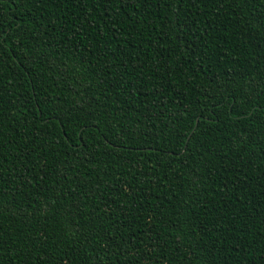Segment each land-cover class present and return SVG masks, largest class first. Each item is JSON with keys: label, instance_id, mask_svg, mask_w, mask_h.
<instances>
[{"label": "trees", "instance_id": "1", "mask_svg": "<svg viewBox=\"0 0 264 264\" xmlns=\"http://www.w3.org/2000/svg\"><path fill=\"white\" fill-rule=\"evenodd\" d=\"M0 264H264V0H0Z\"/></svg>", "mask_w": 264, "mask_h": 264}]
</instances>
